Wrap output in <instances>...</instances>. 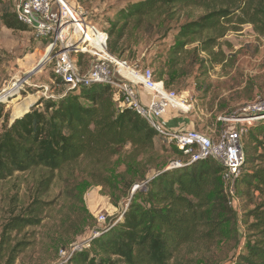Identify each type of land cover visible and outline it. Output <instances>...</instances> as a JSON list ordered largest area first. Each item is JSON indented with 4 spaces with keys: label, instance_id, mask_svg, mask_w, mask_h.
<instances>
[{
    "label": "trees",
    "instance_id": "16d2710c",
    "mask_svg": "<svg viewBox=\"0 0 264 264\" xmlns=\"http://www.w3.org/2000/svg\"><path fill=\"white\" fill-rule=\"evenodd\" d=\"M106 23L108 28L99 30L107 33L108 52L118 59V44L129 28L140 30L145 25L155 32L159 45L171 39L158 77L152 71L169 90L186 77L182 65L188 58L203 72L223 65L227 56L219 41L228 33L249 26L254 35L264 37V0H124ZM0 27L27 29L17 21L10 0H0ZM55 84L59 95L41 99L21 117L12 118L11 124L1 103L8 97L0 99V183L15 174L40 173L31 202L1 227L0 264H15L31 245L25 231L39 227L52 210L53 203L44 199L57 177L66 183L74 215L59 228L66 234L82 221V229L63 239L61 247L82 237L92 219L82 199L88 182L75 181L74 169L81 162L90 164L89 178L95 186H104L110 184L109 173L120 158L125 167L118 175L123 197L136 185H144V190L133 191L121 218L99 230L88 249L73 255L69 264H203L205 259L197 254L228 238L240 240V251L222 264H264V155L249 158L246 147L234 185L236 211L228 205L223 169L216 162L190 164L180 150L163 143L164 153L180 166L168 168L163 162L158 167L162 139L139 115L118 106L113 87L94 84L71 90L58 79ZM257 99L264 96L246 107ZM249 135L263 146L264 128L259 123L242 137V149ZM243 202L249 209L242 208Z\"/></svg>",
    "mask_w": 264,
    "mask_h": 264
},
{
    "label": "rangeland",
    "instance_id": "374dc122",
    "mask_svg": "<svg viewBox=\"0 0 264 264\" xmlns=\"http://www.w3.org/2000/svg\"><path fill=\"white\" fill-rule=\"evenodd\" d=\"M2 1L7 3L8 0ZM66 1L72 7L81 9L87 20L98 29L105 30L108 28L107 17H110L124 0ZM141 28L140 30L129 28L126 38L118 44V52H120L118 56L128 65L150 69L155 77H158L156 71L163 66L164 49L171 44V39L159 45L155 42L157 37L152 29L146 28L145 25ZM47 46L46 40L35 38L28 28L25 31H11L0 27V95L8 91L12 85L17 86L16 93L1 102L10 124L13 121L12 118H16V112L28 105L30 99H33V102L28 107V111L41 99L47 100L50 96L59 95L61 92V89L56 87L52 65L49 62L57 50L48 54ZM219 46L227 56L223 65H214L207 72H203L198 70V66L192 67L190 64L192 62H189L188 58L185 65L184 63L182 65L185 67L183 73L186 77L169 86V90L182 96L191 106V110L187 113H172L185 118L190 122L191 129L208 137H213L220 131L231 127V120L244 119L246 105L256 97L264 96V37L254 35L251 27L244 26L239 32L228 33L219 41ZM46 53L47 56L44 58ZM88 58L87 55L79 56L83 72L89 65ZM164 79L166 80V76ZM257 123L264 128V118ZM1 126L2 121H0V133ZM253 134L257 135V132ZM258 137L261 141L262 138ZM248 142L249 146L246 144ZM262 143L263 146H260L252 141L250 135L249 139L247 136L243 141L244 160L246 147L249 158L263 156L264 139ZM162 145H164L163 142L158 143V147H161L163 151H160L157 165L159 167L161 163L167 162L166 167H169L174 163V158L164 153L165 147ZM90 169L91 165L86 162H81L74 169L75 181L81 183L86 180L88 182L83 188L82 199L92 217L88 222L89 226L84 229V235L76 238L74 243L82 242L93 231L103 230L113 219H120L132 197L133 189L137 187V185L134 186L127 196L123 197V185L120 182L121 177H118L125 170L122 158L116 159L109 173L110 184L95 186L88 176ZM152 174L153 171H150L146 176L149 178ZM39 175V172L15 174L11 179L0 183V231L9 217L17 215L31 202L35 180L39 178ZM65 176H69V172L66 171ZM58 178L53 182L44 199L51 201L53 208L47 211L39 227L26 229L25 236L29 238L31 245L18 257L15 264H55L59 260V251L73 244L61 247L66 243L62 242L73 238V235L82 229L80 220L76 227L66 234L59 228L63 220L72 219L74 215L70 209L71 201L65 193L66 183ZM249 207L243 202V209H249ZM237 211H239L238 206ZM99 214L107 217L106 225L98 224L96 221V216ZM240 246V240L237 242L234 238H228L212 246L211 251L203 250L197 256L205 259H203L205 261L203 264H222L239 253Z\"/></svg>",
    "mask_w": 264,
    "mask_h": 264
},
{
    "label": "built area",
    "instance_id": "2783aa9c",
    "mask_svg": "<svg viewBox=\"0 0 264 264\" xmlns=\"http://www.w3.org/2000/svg\"><path fill=\"white\" fill-rule=\"evenodd\" d=\"M19 23L30 29L37 39L48 42V54L57 50L50 58L55 79L69 89L90 87L94 84L108 85L116 92L118 106L130 109L139 115L162 139L187 156L190 164L204 160L216 162L222 169L224 194L228 205L237 211L238 200L234 185L244 163L241 139L248 129L264 118V99H257L245 108V118L231 120L228 127L213 137L191 128H170L164 122L168 113H187L191 106L182 96L167 90L162 81L154 79L150 69H140L109 54L108 35L89 22L81 9L72 7L66 0H10ZM87 55L89 65L83 72L79 56ZM148 97L144 102L142 97ZM244 110V109H243ZM252 110V111H247ZM172 163L168 168H177ZM144 190V185L133 189ZM98 224L106 225L107 217L96 216ZM111 227L109 223L104 229ZM99 230L80 243H73L59 251L55 264H69L76 253L88 249Z\"/></svg>",
    "mask_w": 264,
    "mask_h": 264
},
{
    "label": "crops",
    "instance_id": "0c3cea01",
    "mask_svg": "<svg viewBox=\"0 0 264 264\" xmlns=\"http://www.w3.org/2000/svg\"><path fill=\"white\" fill-rule=\"evenodd\" d=\"M142 100L144 102H147L148 97L143 95ZM175 114L168 113V115L166 116L164 122L166 123L167 127H170V128H183V127L190 128V122L189 121H187L185 118H180L178 115H175Z\"/></svg>",
    "mask_w": 264,
    "mask_h": 264
},
{
    "label": "bare ground",
    "instance_id": "6f19581e",
    "mask_svg": "<svg viewBox=\"0 0 264 264\" xmlns=\"http://www.w3.org/2000/svg\"><path fill=\"white\" fill-rule=\"evenodd\" d=\"M61 1H63L64 3H66L65 0H61ZM66 5H67V3H66ZM46 56H47V53L45 54V57L44 58H46ZM16 89H17V86H16V84H14L13 86H11V88H9L8 91H4L3 94L0 95V99L5 100V94H6V97H9L14 92L16 93ZM9 92H11V93H9ZM2 100H0V101H2ZM32 102H33V99H30L29 102H28V105H26L25 107L23 106L18 112H16V114H15L16 116L15 117L16 118H19L22 115H24L26 112H28V107L32 104Z\"/></svg>",
    "mask_w": 264,
    "mask_h": 264
},
{
    "label": "water",
    "instance_id": "95a60500",
    "mask_svg": "<svg viewBox=\"0 0 264 264\" xmlns=\"http://www.w3.org/2000/svg\"><path fill=\"white\" fill-rule=\"evenodd\" d=\"M39 67H40V65H39ZM39 67H38V68H39ZM14 120H15V119H14ZM14 120H13V121H14ZM13 121H12V122H13Z\"/></svg>",
    "mask_w": 264,
    "mask_h": 264
}]
</instances>
